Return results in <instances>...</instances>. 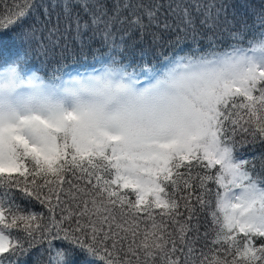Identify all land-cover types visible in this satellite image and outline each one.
Segmentation results:
<instances>
[{
	"label": "snow or ice",
	"instance_id": "1",
	"mask_svg": "<svg viewBox=\"0 0 264 264\" xmlns=\"http://www.w3.org/2000/svg\"><path fill=\"white\" fill-rule=\"evenodd\" d=\"M57 5L65 36L90 31L119 49L116 33L123 42L138 32L209 49L140 72L113 56L72 80L0 71V264L34 248L47 264H74L77 253L101 264H264V152L241 155L264 146V31L241 46L245 30L204 0ZM0 6V30L40 9L51 19L47 0ZM225 31L238 43L214 50Z\"/></svg>",
	"mask_w": 264,
	"mask_h": 264
},
{
	"label": "trees",
	"instance_id": "2",
	"mask_svg": "<svg viewBox=\"0 0 264 264\" xmlns=\"http://www.w3.org/2000/svg\"><path fill=\"white\" fill-rule=\"evenodd\" d=\"M18 2L24 3V0ZM47 2L50 5V20L45 19L43 9H40L29 15L21 25L0 30V71L10 66H17L26 76L36 73L45 80L53 76H58L60 80H71L87 76L89 71L92 73L94 69L101 70V66L107 64L113 56L123 63H131V67L140 72L144 68L164 69L168 66L166 57L191 54L196 47L201 53L209 49V45L204 40L198 45L191 38L176 44L161 45L153 43L151 35L141 37L138 32L125 37L123 42H121V33H116L114 39L120 46L119 49H116L111 42H102L99 36L93 38L90 31L80 37H76L74 31H69L65 36L63 8L60 5L51 8L52 0ZM204 2L223 6L221 21L225 18L230 21L232 31L245 30V39L239 42L245 48L249 46V40L264 31V27L259 24V17L264 14V0H204ZM57 15L61 19L60 35L48 38L46 34L55 24ZM33 30H35L34 35L43 37V48L33 38ZM152 31L158 30L153 28ZM222 36L223 39L218 42L214 50L231 51V46L238 42L228 38L226 31ZM57 40L58 43L55 42ZM141 78H144L143 75ZM261 152H264V146L259 143L249 144L245 146L241 155L251 157ZM15 202L28 211L43 210L38 202L22 198L19 193H15ZM57 246L62 245L57 242ZM16 260L17 264H47L46 255H41L38 248H34L30 254L18 256ZM73 261L74 264H85V262L101 264L100 261L79 253L73 256Z\"/></svg>",
	"mask_w": 264,
	"mask_h": 264
}]
</instances>
